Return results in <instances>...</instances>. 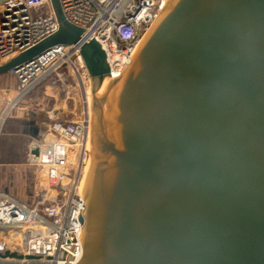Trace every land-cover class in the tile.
<instances>
[{
	"label": "water",
	"instance_id": "water-1",
	"mask_svg": "<svg viewBox=\"0 0 264 264\" xmlns=\"http://www.w3.org/2000/svg\"><path fill=\"white\" fill-rule=\"evenodd\" d=\"M52 2L59 31L0 75L85 34ZM81 53L91 124L76 264H264V0H173L120 75L93 38Z\"/></svg>",
	"mask_w": 264,
	"mask_h": 264
},
{
	"label": "built area",
	"instance_id": "built-area-1",
	"mask_svg": "<svg viewBox=\"0 0 264 264\" xmlns=\"http://www.w3.org/2000/svg\"><path fill=\"white\" fill-rule=\"evenodd\" d=\"M59 3L66 21L85 34L74 43L54 45L10 71L18 81L14 87H0V134L23 98L48 77L55 86L61 82L70 99L74 85L91 84L81 53L89 38L105 52L109 74L120 75L166 0ZM60 26L52 0H0V64L57 33ZM86 97L83 108L71 118L58 116L55 108L47 111L50 125L34 144L38 155L32 157L30 148V163L40 171L36 202L29 204L0 189V264H76L83 257L80 215L87 200L80 186L91 124Z\"/></svg>",
	"mask_w": 264,
	"mask_h": 264
},
{
	"label": "rangeland",
	"instance_id": "rangeland-1",
	"mask_svg": "<svg viewBox=\"0 0 264 264\" xmlns=\"http://www.w3.org/2000/svg\"><path fill=\"white\" fill-rule=\"evenodd\" d=\"M17 81V77L10 72L0 75L1 88L14 87ZM72 88L74 100L69 98L61 82L55 86L54 80L48 77L23 98L20 107L5 121L0 134V189L29 204L36 202L40 171L30 163V148L44 138L50 125L46 111L54 108L55 100L66 98L70 118L83 108L87 95L90 103V84L82 88L74 85ZM88 157L87 144L86 160Z\"/></svg>",
	"mask_w": 264,
	"mask_h": 264
},
{
	"label": "bare ground",
	"instance_id": "bare-ground-1",
	"mask_svg": "<svg viewBox=\"0 0 264 264\" xmlns=\"http://www.w3.org/2000/svg\"><path fill=\"white\" fill-rule=\"evenodd\" d=\"M172 1H173V0H166V3H165V5H164V8L162 9V11H161V13H160L158 19L154 22V24L152 25V27L155 25V23H156L157 21H159V19L161 18V16L163 15V13H164L165 10L168 8V6L171 4ZM152 27L150 28V30L148 31V33L146 34V36H147V35L149 34V32L151 31ZM146 36H145V37H146ZM145 37H144V39H145ZM144 39L140 42V44H139V46H138V48H137L136 54H137V52L139 51L140 47L142 46V44H143V42H144ZM136 54H135V55H136ZM88 168H89V157H88L87 160L85 161V169H84V172H83V175H82L81 186H80V187H82L83 180H84V179L86 178V176H87Z\"/></svg>",
	"mask_w": 264,
	"mask_h": 264
},
{
	"label": "crops",
	"instance_id": "crops-1",
	"mask_svg": "<svg viewBox=\"0 0 264 264\" xmlns=\"http://www.w3.org/2000/svg\"><path fill=\"white\" fill-rule=\"evenodd\" d=\"M63 101L55 100L54 108L57 110L58 116H60L62 118H66V117H69V111L67 110V107H66L67 106L66 98ZM47 111H46V114H47Z\"/></svg>",
	"mask_w": 264,
	"mask_h": 264
}]
</instances>
